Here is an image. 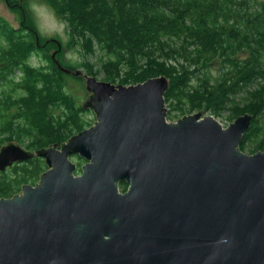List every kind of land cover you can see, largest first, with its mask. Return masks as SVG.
I'll return each instance as SVG.
<instances>
[{"label":"water","instance_id":"95a60500","mask_svg":"<svg viewBox=\"0 0 264 264\" xmlns=\"http://www.w3.org/2000/svg\"><path fill=\"white\" fill-rule=\"evenodd\" d=\"M56 64L83 77L93 124L34 152L0 148V173L46 166L0 199V264H264V151L239 149L251 115L169 122L166 77L124 86Z\"/></svg>","mask_w":264,"mask_h":264},{"label":"trees","instance_id":"16d2710c","mask_svg":"<svg viewBox=\"0 0 264 264\" xmlns=\"http://www.w3.org/2000/svg\"><path fill=\"white\" fill-rule=\"evenodd\" d=\"M43 1L64 23L65 42L41 36L23 0H4L18 25L0 15V148L16 142L34 152L93 124L72 86L83 77L58 61L116 85L164 76L167 119L204 111L230 123L249 114L239 149L264 151V0ZM45 171L37 157L9 167L0 199Z\"/></svg>","mask_w":264,"mask_h":264},{"label":"rangeland","instance_id":"374dc122","mask_svg":"<svg viewBox=\"0 0 264 264\" xmlns=\"http://www.w3.org/2000/svg\"><path fill=\"white\" fill-rule=\"evenodd\" d=\"M24 3H26L27 7V12L29 17L33 20L35 23L36 27L39 30V34L44 37H54V36H59L63 42H65L66 39V34L65 32V25L62 21H60V18L57 17V15L49 9V6L43 1V0H23ZM0 15L6 18L10 23L14 26H17L18 23L17 21V16L12 14L7 6L5 5L4 0H0ZM218 65L214 64L212 71L215 72L217 69ZM98 81H102L101 79H97ZM73 89L78 93V96L83 97L82 103L85 99V89L84 86H81L76 83L72 84ZM81 103V104H82ZM196 111H194L192 114H194ZM203 114H209L204 111ZM181 119V118H180ZM178 120V119H177ZM176 120V121H177ZM217 122L221 124L223 127L224 124L226 123L225 116L222 118H216ZM169 121V119H167ZM176 121H169V122H176ZM247 154V153H246ZM72 163L75 165L80 164V160L77 159L76 157L69 158ZM84 162L81 163L83 165ZM79 174V173H78Z\"/></svg>","mask_w":264,"mask_h":264},{"label":"flooded vegetation","instance_id":"af4514ba","mask_svg":"<svg viewBox=\"0 0 264 264\" xmlns=\"http://www.w3.org/2000/svg\"><path fill=\"white\" fill-rule=\"evenodd\" d=\"M168 112V111H167ZM187 115H190V114H187ZM183 116H186V115H182L181 117L180 116H178V118H176V119H173V120H170V121H176L177 119H180V118H182ZM78 168H79V166L78 165H76ZM119 186V191H120V193H124L125 191H126V189H127V187H126V189L125 190H123L120 186H121V184H119L118 185Z\"/></svg>","mask_w":264,"mask_h":264}]
</instances>
